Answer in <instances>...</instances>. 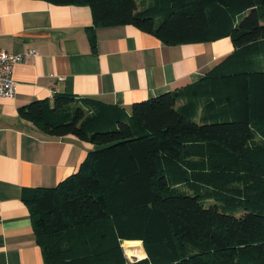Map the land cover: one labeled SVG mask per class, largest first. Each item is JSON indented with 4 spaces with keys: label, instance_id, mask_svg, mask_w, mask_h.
<instances>
[{
    "label": "trees",
    "instance_id": "obj_1",
    "mask_svg": "<svg viewBox=\"0 0 264 264\" xmlns=\"http://www.w3.org/2000/svg\"><path fill=\"white\" fill-rule=\"evenodd\" d=\"M48 1L90 6L95 26L166 44L230 37L234 50L130 110L70 93L20 107L49 135L93 145L24 196L45 263L264 264V0ZM123 241L146 256L129 261Z\"/></svg>",
    "mask_w": 264,
    "mask_h": 264
},
{
    "label": "crops",
    "instance_id": "obj_2",
    "mask_svg": "<svg viewBox=\"0 0 264 264\" xmlns=\"http://www.w3.org/2000/svg\"><path fill=\"white\" fill-rule=\"evenodd\" d=\"M0 46L35 51L14 68L15 97L0 98V264H46L24 196L74 173L93 148L49 135L21 106L70 93L130 110L201 79L234 50L230 37L166 44L132 24L95 26L90 6L48 0H0Z\"/></svg>",
    "mask_w": 264,
    "mask_h": 264
},
{
    "label": "built area",
    "instance_id": "obj_3",
    "mask_svg": "<svg viewBox=\"0 0 264 264\" xmlns=\"http://www.w3.org/2000/svg\"><path fill=\"white\" fill-rule=\"evenodd\" d=\"M35 51L25 53H12L0 46V98H14L16 94V81L13 77L16 64L23 62Z\"/></svg>",
    "mask_w": 264,
    "mask_h": 264
},
{
    "label": "rangeland",
    "instance_id": "obj_4",
    "mask_svg": "<svg viewBox=\"0 0 264 264\" xmlns=\"http://www.w3.org/2000/svg\"><path fill=\"white\" fill-rule=\"evenodd\" d=\"M126 241H123L122 242V249L124 251V253L126 254L127 258L129 261H134V260H137V259H140V258H143L146 256V252L144 250V247H143V243L142 242H134V243H128V244H125ZM131 246V247H130ZM128 249H132V251L134 249H137V250H142V254H139V253H136V252H130L128 251ZM136 251V250H134Z\"/></svg>",
    "mask_w": 264,
    "mask_h": 264
},
{
    "label": "bare ground",
    "instance_id": "obj_5",
    "mask_svg": "<svg viewBox=\"0 0 264 264\" xmlns=\"http://www.w3.org/2000/svg\"><path fill=\"white\" fill-rule=\"evenodd\" d=\"M134 250H136V251H134ZM134 250L132 251V249H128V251H130V252L132 251V252H136V253H139V254H142V252H143L142 250L141 251L137 250V249H134Z\"/></svg>",
    "mask_w": 264,
    "mask_h": 264
}]
</instances>
